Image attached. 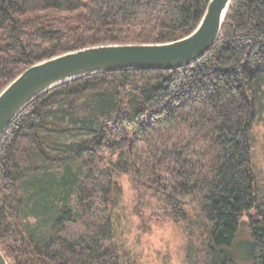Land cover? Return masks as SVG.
Masks as SVG:
<instances>
[{"label":"trees","instance_id":"16d2710c","mask_svg":"<svg viewBox=\"0 0 264 264\" xmlns=\"http://www.w3.org/2000/svg\"><path fill=\"white\" fill-rule=\"evenodd\" d=\"M208 2L0 0V92L64 53L182 39ZM263 110L264 0H232L216 43L189 66L93 75L44 93L0 141L1 252L9 264H124L113 210L121 195L115 176L125 174L163 217L197 216L200 264L232 263L223 250L244 217L250 264H264V195L251 161ZM74 132L82 140L57 150L60 136ZM68 165L75 174L59 186L67 198L38 236L23 222V181Z\"/></svg>","mask_w":264,"mask_h":264},{"label":"rangeland","instance_id":"374dc122","mask_svg":"<svg viewBox=\"0 0 264 264\" xmlns=\"http://www.w3.org/2000/svg\"><path fill=\"white\" fill-rule=\"evenodd\" d=\"M253 134L255 141L251 150V161L264 195V110L254 124ZM83 136L78 132L60 136L56 149L62 151L69 144L82 140ZM75 171L76 165H68L53 174L45 173L23 181L24 197L28 200L22 209L23 222L38 236L49 231L54 212L52 206L56 202L57 205L60 204L67 195V191L59 186L63 180L69 184L67 181L73 178ZM115 180L121 187V195L113 210V222L116 242L121 247L124 264H200L196 237L201 230L193 224L198 220L196 215H192L191 223L176 222L163 217V212L155 200L149 196H139L137 184L131 175L120 174L115 176ZM70 196L69 203L74 206L75 196ZM139 199L146 202L141 209H138ZM188 201L192 202V198ZM249 244L248 220L244 217L240 221L233 245L230 249L223 250V256H228L231 264H250Z\"/></svg>","mask_w":264,"mask_h":264},{"label":"water","instance_id":"95a60500","mask_svg":"<svg viewBox=\"0 0 264 264\" xmlns=\"http://www.w3.org/2000/svg\"><path fill=\"white\" fill-rule=\"evenodd\" d=\"M231 1L209 0L194 31L173 42L92 46L30 66L0 92V141L31 102L63 84L118 71L174 70L193 64L216 43ZM0 264H9L1 250Z\"/></svg>","mask_w":264,"mask_h":264}]
</instances>
